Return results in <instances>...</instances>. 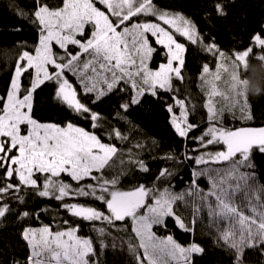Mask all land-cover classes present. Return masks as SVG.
<instances>
[{
    "label": "snow or ice",
    "instance_id": "1",
    "mask_svg": "<svg viewBox=\"0 0 264 264\" xmlns=\"http://www.w3.org/2000/svg\"><path fill=\"white\" fill-rule=\"evenodd\" d=\"M201 7L210 25L242 5ZM9 8L21 21L12 30L27 26L34 40L16 42L0 80V228L13 225L23 250L0 245V264H107L109 252L127 264H201L198 232L219 250L217 264H264V125L245 123L254 118L246 97L218 105L214 83L228 62L264 61V14L253 22L238 11L242 46L226 50L159 0H10ZM201 54L215 68L201 66L206 99L196 119L174 82L185 80L186 57ZM45 92L63 119L37 118ZM151 103L175 138L151 155L163 162L155 171L145 153L162 141L136 139L132 119ZM170 224L191 238L182 243Z\"/></svg>",
    "mask_w": 264,
    "mask_h": 264
},
{
    "label": "trees",
    "instance_id": "2",
    "mask_svg": "<svg viewBox=\"0 0 264 264\" xmlns=\"http://www.w3.org/2000/svg\"><path fill=\"white\" fill-rule=\"evenodd\" d=\"M10 0H0V80L6 79L10 74L9 65L14 63L15 55L19 51L16 47V42L20 40H27L29 42L34 40L31 29L25 26L20 33L12 30L13 25L21 23L9 8ZM164 6H170L182 10L186 14L198 20L199 26L202 30L210 32L215 36L221 47L226 50H231L232 47H241L239 40L242 39L241 24L243 20L238 19V11H244L249 20L255 21L264 14V0H240L241 9L230 10L227 20L213 18L210 25H206L202 15L203 8L201 7L202 0H159ZM22 6H27L31 0H17ZM50 3L55 4L56 0H50ZM210 63V66L215 68V61L205 55L201 54L196 57L187 56L186 64L187 71L185 72V80L183 83L179 81L174 82L181 88V95L186 94L192 103L196 105L197 113L196 119L200 118V114L204 113L202 107L205 102V89H202V81L200 80L201 66L205 61ZM159 61H156L158 63ZM214 83L218 88L221 96L215 97L218 105H224V97H230L233 101L248 99L249 105L253 112V120L245 122L251 126L264 125V61L253 60L249 57L245 67H238L237 64L228 62L227 66L222 70L218 77L214 78ZM247 93V94H245ZM151 99V98H150ZM117 101L113 100L112 103ZM101 111L107 115L111 110L109 105L103 106ZM229 125H240V121L232 120L231 116L226 113ZM47 117H53L56 120H61L64 117L56 115L51 110L47 93H42L40 102L38 104L37 118L43 120ZM132 119L139 125L140 131L134 133L136 139H143L149 145L151 138H156L162 141L160 148L153 149L151 153H145V158L149 159L151 167L155 171L158 167L163 166L162 161H152L151 155L162 154L169 144H174L172 130L167 124V113L161 106L156 103L145 105L141 112H134ZM83 123V122H80ZM187 179L186 171L182 172ZM136 179H140L139 174ZM127 183V182H126ZM203 184V181L201 182ZM183 186L182 182H177V188ZM37 206V205H31ZM13 225L9 224L0 228V245H8L9 250L15 249L22 253V248L18 243V236L13 231ZM172 230L178 240L182 243L187 242L191 237L190 234L181 232L174 225L170 224ZM195 239L200 241L207 247V253L201 264H217L220 258L218 249L212 247V240L206 235L197 233ZM107 264H127L128 257L126 255H113L109 252L106 256Z\"/></svg>",
    "mask_w": 264,
    "mask_h": 264
},
{
    "label": "clouds",
    "instance_id": "3",
    "mask_svg": "<svg viewBox=\"0 0 264 264\" xmlns=\"http://www.w3.org/2000/svg\"><path fill=\"white\" fill-rule=\"evenodd\" d=\"M245 94H247V93H245Z\"/></svg>",
    "mask_w": 264,
    "mask_h": 264
}]
</instances>
